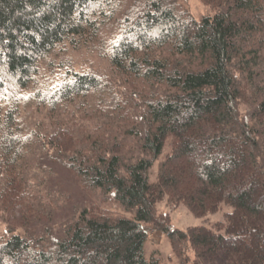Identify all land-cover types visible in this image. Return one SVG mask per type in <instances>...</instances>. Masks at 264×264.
<instances>
[{
    "label": "trees",
    "instance_id": "trees-1",
    "mask_svg": "<svg viewBox=\"0 0 264 264\" xmlns=\"http://www.w3.org/2000/svg\"><path fill=\"white\" fill-rule=\"evenodd\" d=\"M198 1L213 15L0 0V264H155L156 231L180 264H264V0ZM72 54L106 68L77 71ZM64 172L88 200L37 231L70 203ZM159 205L230 212L183 231Z\"/></svg>",
    "mask_w": 264,
    "mask_h": 264
},
{
    "label": "rangeland",
    "instance_id": "rangeland-1",
    "mask_svg": "<svg viewBox=\"0 0 264 264\" xmlns=\"http://www.w3.org/2000/svg\"><path fill=\"white\" fill-rule=\"evenodd\" d=\"M181 3L184 9L196 20L199 21L202 17L205 16H212L213 12L207 6H204L198 0H181ZM74 68L77 71H87L93 70L94 68H98L102 70V72L106 68V64L101 61L97 60L88 54L82 55H71ZM93 65V66H92ZM168 151V150H166ZM156 172V167L150 172L149 174V181L154 180V174ZM59 180L64 187V190L70 196V203L65 208V210L54 220L51 224H39L33 226L34 229L40 231L42 228L46 226L56 231L59 226L69 217L71 216L84 201L88 200V197L84 194V192L79 188V186L70 178V176L64 172L60 175ZM230 212V208L228 206H222V209L213 215H208L205 217H195L192 215L189 210L180 205L175 211L169 213L168 210L164 205H159L156 207V215L158 214H170V226L172 229L183 230L185 231L189 227H211L213 224L219 221H223V216ZM24 229L15 230L14 235L23 236L25 235ZM9 237L10 235L7 234L6 226L4 224H0V237ZM264 248V244L259 248ZM144 252L146 259L148 262H154L155 264H180L179 260L174 256L170 249L169 242L167 240L166 235L162 232H153L151 233L145 244H144ZM261 254V253H260ZM259 254V255H260ZM190 258V262L187 264H192L194 259L193 253L190 252L188 254ZM260 257V256H259ZM260 261H264V258H259ZM204 264H211V263H204Z\"/></svg>",
    "mask_w": 264,
    "mask_h": 264
}]
</instances>
